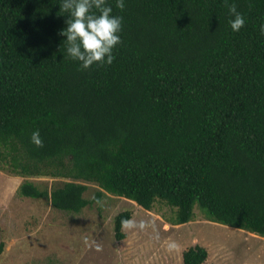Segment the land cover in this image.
Listing matches in <instances>:
<instances>
[{"label": "trees", "instance_id": "1", "mask_svg": "<svg viewBox=\"0 0 264 264\" xmlns=\"http://www.w3.org/2000/svg\"><path fill=\"white\" fill-rule=\"evenodd\" d=\"M59 2L0 0V170L24 178L17 193L78 213L106 191L167 205L174 224L198 204L264 237V0H108L122 43L111 65L86 70L66 53ZM42 176L67 180L29 179ZM85 181L100 188L91 198ZM131 217H114L117 239ZM207 257L195 244L183 262Z\"/></svg>", "mask_w": 264, "mask_h": 264}, {"label": "rangeland", "instance_id": "2", "mask_svg": "<svg viewBox=\"0 0 264 264\" xmlns=\"http://www.w3.org/2000/svg\"><path fill=\"white\" fill-rule=\"evenodd\" d=\"M23 179L0 170V264H184V251L195 244L208 251L202 264H264L263 236L214 221L198 204L192 220L174 224L173 209L167 205L157 203L147 210L105 191L100 202L69 213L52 207L46 199L19 195ZM29 179L40 188L67 180ZM84 183L87 198L100 189L95 183ZM124 210L147 227L122 228L125 237L117 239L114 217ZM170 241L176 244L172 251L167 249Z\"/></svg>", "mask_w": 264, "mask_h": 264}, {"label": "clouds", "instance_id": "3", "mask_svg": "<svg viewBox=\"0 0 264 264\" xmlns=\"http://www.w3.org/2000/svg\"><path fill=\"white\" fill-rule=\"evenodd\" d=\"M60 12L67 15L66 27L60 30L63 36L68 57L79 63L80 70L92 66L111 65L116 59L114 49L122 43L120 33L123 27V17L113 14V7L108 0H60ZM125 0H115V7L123 10ZM231 16L230 28L239 32L245 26V17L237 10L235 4L228 6ZM260 31L264 34V24ZM31 143L36 148L44 146L39 130L31 134ZM123 229L140 228L143 230L147 223L131 218L121 220ZM159 237L157 236V239ZM176 248L174 241L167 243V249Z\"/></svg>", "mask_w": 264, "mask_h": 264}]
</instances>
